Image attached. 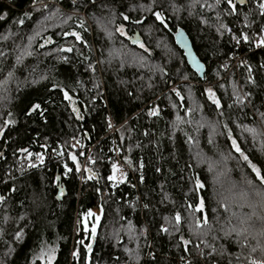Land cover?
I'll return each mask as SVG.
<instances>
[{
	"label": "trees",
	"instance_id": "1",
	"mask_svg": "<svg viewBox=\"0 0 264 264\" xmlns=\"http://www.w3.org/2000/svg\"><path fill=\"white\" fill-rule=\"evenodd\" d=\"M44 2L61 7L64 11L71 10V0H59V3L57 0H44ZM137 2H143V0H111L112 7L117 13L124 12L138 18L137 12L130 11ZM169 2L170 0H158L168 17V29L158 24L153 25V18L148 14H145L148 19L144 26L130 24L126 26L129 35L138 33V38L150 49V56L136 44L130 40H124L118 34L110 42L102 32L97 30L95 23L91 20L87 21L88 32L76 29L75 25L78 21L73 20L59 27H49L42 31L40 36L35 37L29 49L33 53L32 56H24L17 64L16 56L20 55L21 50L28 44L27 36L32 34V26L36 20L40 19V13L34 12L33 19H26L25 24L17 28L14 21L22 17L25 11H31V0H0V14L7 13L6 22L0 21V37L9 32L19 33L17 36H10L8 40L0 39V51L5 53L4 57H0V81L5 80L9 71L13 73L12 78L5 85V92L1 94L4 99L0 100V126L3 125L4 119L9 118V112L12 113L11 119L16 121L0 135V156L4 157L0 159V195L5 196V200L0 202V230H2L0 231V261H4L5 264H30V262L41 264L36 256L40 252V242L43 239L48 246L55 244L57 248V258L53 264H77L70 256L74 247L81 254L79 264H83L84 246H76L75 241L83 239L87 243L90 236L82 231L76 232L77 217L79 213L88 209L94 212L99 211L101 197L96 195L94 188L99 186L104 189L106 181L102 180L97 185L94 180L82 182L76 175H70L67 179L62 176L60 164L68 163L73 168L75 166L66 159L58 161L53 157L52 149L56 148L58 143L67 142L70 146L75 136L83 148L67 147V150L77 155L83 167L87 164V160L85 165L83 164V159L91 151L95 159L103 162L88 166L93 167L94 171H99L102 177L107 175L108 157L113 156L110 149L114 145L121 148L120 157L128 155L133 160L134 167L139 162L144 164L143 169L137 167L135 171L129 170V182L136 187H129L128 184L120 185L118 188L109 189L114 194L112 198H104L106 202L103 204L101 221L97 225L98 235L92 247L93 251L87 253L90 264H134L123 249L137 246L141 251V264H153L147 255L150 250L155 253V264H178L179 255L182 253L172 248L166 235L158 236L157 230L162 223V217L170 215L173 211L172 204L161 203L164 194L166 193L176 201L178 207L183 200V192L187 191L188 171L184 168L187 163L192 162L190 148L192 152H195L196 147L185 143V134L196 137L200 141L199 148L212 161L220 160V153L227 155L230 152V145L226 143L224 137H214L213 145L208 143L210 134L208 127L201 128L199 133L195 132V121L200 120L201 114L209 121L220 119L216 115L215 106L202 95L205 81L213 85L218 99L221 100L225 122L233 131L234 138L253 162L258 163V166L264 164V154L259 151V145L253 147L250 137L247 141L241 139L247 134L236 127L237 123L259 126V120L254 115V111L255 108L264 111V68L260 67L264 64V49L249 50L246 45L237 47L227 35L220 37L213 27H209V24L215 22L216 13L218 11L222 13L226 8L223 0L219 9L201 10L196 7L192 15H189L186 10L189 0H174L180 9L177 14L172 13ZM208 2L213 3L214 0H208ZM251 7H254L251 0H246L245 5H238V11L247 12ZM91 11L90 9L89 12ZM201 19H206L209 23L202 25ZM222 19L229 27L235 25L234 31L241 27L242 20L238 23L236 17L222 16ZM49 23L59 24V21ZM115 23H122L119 16ZM149 26H152L150 34ZM177 27L184 29L195 53L204 63L207 75L203 78L197 77L196 73L189 68L181 50L175 45L173 32ZM68 30L81 31L90 48L77 45L82 53L79 56L75 50L71 53H61L60 55L68 57L69 63L58 61L55 53L46 56L45 53L52 52L57 47L74 43L73 37L62 38L58 35ZM248 31L250 33L252 29ZM46 38L51 39L52 43L46 44ZM122 44L124 46L122 51L127 53L124 57L126 61H131L133 54L143 55L149 65L163 67L168 74L167 77L159 72L153 74L148 69L138 68L134 63L130 67L126 64L121 69L119 59H113L111 65L107 62L104 65L96 63L100 59L107 60L108 51L112 48L121 49ZM241 53L244 54L243 59L252 67L253 79L259 87L248 85L246 83L247 67L238 66L229 72L222 70V79L219 82L224 83L225 88H219L212 70L217 68L218 64L225 62L228 54ZM84 56H88L96 66L95 74L87 68L88 61L83 59ZM178 69L181 70L180 74L177 72ZM182 74H187L189 80H181ZM41 75L46 76V79L39 80ZM150 76L151 80H149ZM33 80L39 82L33 83ZM77 80L80 81V85H77ZM168 81L172 83L169 84ZM94 82L99 85V88L94 87ZM53 83L64 86L69 91L75 102L74 106L84 116L83 120H77L72 108L68 106L69 102L63 99L59 89L52 88ZM149 83L153 85L152 88L148 87ZM189 83L193 86L192 95L195 104L202 106V112H193L190 117H185V119H192L191 126L182 124L174 130L172 121L175 116H183L188 107L187 85ZM232 84L240 87L242 91H251L252 104L245 105L241 110V107L233 101ZM173 86L185 96L184 100H176L174 93L168 92V88ZM128 92L132 95L129 96ZM161 93H165L168 98L157 101L156 98L161 96ZM93 96L96 97L94 101L91 100ZM170 101L178 106L184 104L185 107L173 109ZM33 103L40 104L41 109L25 115ZM154 104L158 105L160 116L148 118L145 115L147 107ZM229 104L233 107L229 108ZM110 120L119 131L115 129L114 132H110L107 127ZM121 125L124 127L122 128ZM44 143H47V148L42 149L40 145ZM20 148L44 153L45 166L29 169L28 161L24 159L26 154L19 152ZM79 152H83L84 155H78ZM28 159L35 162L34 157ZM157 167L162 169L160 173L155 171ZM220 167L228 171L221 177V183L215 185L212 183L215 172H209L207 164L200 165L195 170V174L208 186L207 190L203 191V195L209 201L210 216L211 208L216 206L213 198L214 191H225L229 182H239L242 176L253 178L250 169H247L235 153H232L231 158ZM21 168L25 169L23 173L19 171ZM140 174L145 177L143 184L139 181ZM58 175L61 176L60 183L65 187V193L60 200L55 199L58 189L51 183V180ZM41 178H43L42 182ZM13 186L16 191L9 192L8 189ZM225 195L228 193L225 192ZM145 203L149 204L148 210L143 208ZM133 204L135 210L130 207ZM241 211H247V209H241ZM5 216L8 217L7 220ZM21 216L25 218L19 219ZM120 216L125 219L120 220ZM129 221L137 231L142 227L147 228V240L143 237L129 239L126 231ZM21 228L25 229L24 238L16 242L13 240V235ZM116 229H120L119 245H115V241L111 238V233ZM183 231L187 237V229ZM175 242L173 240L172 244ZM149 244L152 246L151 249L147 247ZM9 245L13 250L6 256ZM113 257L119 259L114 261Z\"/></svg>",
	"mask_w": 264,
	"mask_h": 264
},
{
	"label": "snow or ice",
	"instance_id": "2",
	"mask_svg": "<svg viewBox=\"0 0 264 264\" xmlns=\"http://www.w3.org/2000/svg\"><path fill=\"white\" fill-rule=\"evenodd\" d=\"M59 3V0H57ZM252 5L247 12L238 11V5H245L246 0H223V4L226 5L224 11L217 12L214 17V23L209 24V27H213L216 33L220 37L227 35L230 38V41L235 44V46L240 47L241 45L248 46L249 50L251 49H264V0H251ZM32 9L31 11H25L22 17L14 21L17 28L25 24L26 19H33V13H40V19L36 20L35 24L32 26L33 31L31 35L27 36L28 44L24 46L21 50V54L16 56L17 64L20 63L24 56H32V52L29 49L32 46V42L35 37L40 36L41 32L46 30L49 27H59L60 25L67 24L69 21L76 20L78 21L75 25L76 29L82 30L83 32H88L89 28L86 26L87 21L91 20L95 23L96 28L99 32H102L105 37L111 42L116 38V34L119 37H123L124 40H130L132 43L136 44L138 48L142 49L144 53L151 55L150 49L143 43L138 37L134 35H129L126 31L127 25L132 26H144L148 16L153 18V25L158 24L164 29L169 28L167 23L168 17H166L165 12L162 10V6L158 3V0H143V2H137L130 11L137 12L138 18L125 14L124 12L117 13L112 7L111 0H71V10L64 11L61 7L51 6L49 3H45L44 0H31ZM222 5V0H214L213 3H209L208 0H189L187 5V11L189 15L193 14V9L199 7L203 9H219ZM169 7L172 9L173 14L179 13L180 9L177 7L174 0H170ZM92 10L89 12V10ZM83 10L85 15H80L79 13ZM99 13V14H98ZM145 14H148L146 16ZM7 13L0 14V21L6 22ZM117 16L121 19L122 23L116 24L115 21ZM223 17H236L237 22L239 23L242 20L240 29L234 31L235 25L229 27V25L222 19ZM53 21H59V24L49 23ZM200 23L208 24L209 22L206 19H201ZM255 26V27H254ZM248 29H252L249 33ZM152 31V26H149L148 33ZM19 33L9 32L7 35L0 37V39L8 40L10 36H17ZM62 38L63 37H73L74 43L68 46L57 47L52 50V52L45 53L46 56L56 54L58 61L63 63H69L67 56L60 55L61 53H71L74 50L77 55H82L77 45H83L84 48H90L87 41L81 34V31L78 30H68L58 33ZM183 34L177 28V38L182 39ZM22 39V37H21ZM46 44H51L52 40L46 38ZM159 45V41L157 42ZM17 47H20L17 45ZM43 47V45H41ZM123 44L121 49L112 48L108 51V58L100 59L96 63L98 65H104L106 62L111 65L113 59L120 60V68L123 69L126 64L127 66H132L133 63L141 69H148L150 72L155 74L159 72L162 76L167 77V73L163 67L159 65H149L146 58L141 56H136L133 54L131 61H126L124 57L127 56V53L122 51ZM103 51V49H102ZM189 58L196 70V73L203 76H206L205 67L202 63L192 57L191 53H188ZM5 53L0 51V57H4ZM234 54H228L225 62L218 64L217 68L212 70V75L217 79V86L221 89L225 88V84L219 82L222 79L221 72L222 70H227L229 68V62L235 59ZM83 59L88 61L87 68L95 74L96 66L89 60L88 56H84ZM247 67V77L246 83L248 85H253L259 87L256 84V81L253 79V69L247 64V61L241 59L239 65ZM261 68H264V64L260 65ZM35 71V69H34ZM180 74L181 70H177ZM13 73L8 72L5 80L0 81V88L9 82V79L12 78ZM46 79V76L41 75L39 80ZM152 77H149L151 80ZM180 79L183 81H188L189 76L187 74L180 75ZM33 83H38L39 81L33 80ZM77 85H80V81H76ZM121 83H126L121 81ZM168 83H172L168 81ZM231 84V80L229 81ZM199 84V81H197ZM94 87L99 88V85L94 82ZM149 88H152L151 83L148 84ZM192 85L189 83L187 85V98H188V107L183 113V116L176 115L175 119L172 121L173 129L179 128L182 124L192 125V119H185V117H190L193 112H202V106L195 104L192 95ZM53 89H59L63 95V99L68 101V106L72 108V112L76 115L77 120H83L84 116L80 114L77 108L74 106L75 102L72 96L69 94V91L66 90L64 86L58 85L56 83L52 84ZM91 91V89H89ZM169 93H174L176 100H184L185 96L175 87L168 88ZM129 96L132 95L131 92L127 93ZM202 95L207 98L212 105L215 106L216 115L220 117L215 121L207 120L202 114L200 120L195 121L196 127L195 132L199 133L201 128L208 127L210 129L208 143L210 145L214 144V137H224L226 143L230 145V152L225 155L220 153V160L212 161L208 158L203 150L199 148L200 141L192 136L186 135L185 143L190 146H195L196 151L192 152L190 148V160L192 162L185 165L184 170L188 171V183L187 191L183 192V200L180 202L177 207L176 201L172 200L166 193L162 197L161 203H170L173 205V211L170 215H164L162 217V223L157 230V235H166L169 238V243L172 248L176 249L178 252L182 253L179 255L178 264H264V164L255 163L252 159L249 158V155L242 149L237 139L234 138L233 131L229 127V124L225 122L224 119V110L222 102L217 97V93L214 91L213 85L205 81V86L203 87ZM252 92L251 91H242L240 87L235 84H232V98L235 104L243 107L247 104H252ZM162 98H168L165 93H161V96H158L156 99L159 101ZM0 99H3L0 97ZM95 96L91 97V100L94 101ZM173 109L184 108V104L179 106L176 103H171ZM229 108L233 107L232 104L228 105ZM254 107V105H253ZM41 109V105L38 103H33L27 109L25 115H30L35 111ZM41 117L43 118V112L41 111ZM145 115L148 118L159 117L160 110L157 104L147 107ZM254 115L259 120V126H249L248 124H236V127L242 130V133H246L247 136H242L241 139L247 141L250 137L253 141V147L259 145V151L264 154V111L255 108ZM7 119H4L3 125L0 126V135H2L6 128L10 125L16 123L14 119H11L12 113H8ZM235 123V121H233ZM127 123V122H125ZM107 127L113 129L114 126L109 121ZM123 128L124 125H121ZM119 131L118 129H116ZM86 135V134H85ZM147 135V133H145ZM171 139V137H169ZM73 143L68 146L67 142L65 144H57L56 148L52 149V155L58 161L66 159L71 161L75 166L70 167L68 163L60 164L62 168V176L67 179L70 175H76L82 182L86 181H96V184L99 185L101 181H106V187L102 189L97 186L94 188L96 195L101 197V203L99 205V211L94 212L92 209L81 212L78 214L76 222V232H83L85 235L90 236L91 238L97 237V225L101 221V214L103 213V204L106 202L105 197L112 198L114 194L109 191V189L118 188L120 185L128 184L129 187H136L135 184L129 182L128 175L129 170L135 171V168L143 169L144 164L139 162L134 167L133 160L128 156H123V163L121 164L117 158L121 155V148L113 146L110 151L113 153V156L108 157L107 167L108 172L106 176H101L99 171H94L93 167L88 165L95 166L98 162L102 163L103 161H98L95 159L89 152L86 157L87 164L82 168L77 155L73 154L72 151L67 150V147L76 148L77 146L83 148V145L79 143V140L74 136L72 138ZM139 146V145H138ZM42 149L47 148V143L41 144ZM59 149H65L61 151ZM131 149H129L130 151ZM19 152L25 153L24 159L28 161L27 167L29 169H36L38 167L43 168L45 166V154L42 152H31L27 148L18 149ZM232 153L237 154L240 161H242L247 169H250L253 178H248L247 176H242L239 182H229L228 187L225 191L217 192L214 191L213 198L215 199V207L211 208V216L209 215V201L203 195V191L207 190V185L202 182L201 178L195 174V170L200 165L207 164V169L209 172H215L213 176L212 183L218 184L221 183V177H223L228 171L226 168H221L220 166L224 164L229 158H231ZM78 155L83 156V152H79ZM29 157H34L35 162L29 160ZM0 159H4L3 156H0ZM182 170V171H184ZM21 173L25 169H19ZM157 173H160L162 169L157 167L155 169ZM183 175L181 179L183 180ZM15 179V177H13ZM61 176L58 175L51 180V183L55 185V188L58 189V194L55 199L60 200L65 193V187L60 183ZM145 177L143 174H140L139 181L141 184L144 183ZM43 178H41V182ZM162 187V186H161ZM9 192H15L16 188L13 186L8 189ZM225 192L228 195H225ZM216 197H219L218 199ZM5 200V196L0 195V202ZM118 202V201H117ZM23 206V205H22ZM130 207L135 210V205H130ZM145 210L149 209V204L145 203L143 205ZM235 209V210H233ZM241 209H247V211H241ZM222 213L224 215H222ZM25 217L21 216L19 219L23 220ZM8 217L5 216V220ZM123 216H120V220H124ZM184 229H187V237L184 235ZM2 231V230H0ZM127 234L129 239H139L143 237L147 240V228H140L138 231L135 230L132 226V222L129 221L127 228ZM120 229H116L111 233V238L115 241V245L120 244ZM25 235V229L21 228L15 231L13 235V240L20 242ZM210 237V239H209ZM176 242L172 244V241ZM40 252L36 256V259L41 261V264H53V261L56 260L57 248L55 244L48 246L47 243L41 239ZM75 245H83L85 254L83 256V264H90L89 256L87 253L93 251L91 245V239L86 243L85 240L79 239L75 241ZM114 245V246H115ZM151 249V245H147ZM233 249H236L233 251ZM12 246H8V252L5 255H9L12 251ZM124 253L128 255L129 260L134 262V264H141L142 256L139 246L136 248L124 247ZM80 252L74 247V250L71 251L70 256L73 261L79 264ZM149 260L155 264L156 256L153 251L148 252ZM118 257H113V260H118ZM0 264H5L4 261H0ZM31 264V262H30Z\"/></svg>",
	"mask_w": 264,
	"mask_h": 264
},
{
	"label": "water",
	"instance_id": "3",
	"mask_svg": "<svg viewBox=\"0 0 264 264\" xmlns=\"http://www.w3.org/2000/svg\"><path fill=\"white\" fill-rule=\"evenodd\" d=\"M177 28H179L180 32L183 34L182 39L177 38ZM177 28L173 32L174 43L177 46V48L181 50L189 68L196 73V70H195V68L191 62V59L189 58L188 53H191L192 57H194L196 60H198L203 65H204V63L202 62V60H200V58L195 53L194 48L192 46V42H191L190 38L188 37L187 33L184 31V29H182L181 27H177ZM134 36L138 37V33L135 32ZM204 67H205V65H204ZM196 75H197V77L202 78L201 75H199L197 73H196ZM90 239H91V245L93 247L96 237L95 238L90 237Z\"/></svg>",
	"mask_w": 264,
	"mask_h": 264
},
{
	"label": "built area",
	"instance_id": "4",
	"mask_svg": "<svg viewBox=\"0 0 264 264\" xmlns=\"http://www.w3.org/2000/svg\"><path fill=\"white\" fill-rule=\"evenodd\" d=\"M82 15H84V13H82ZM234 55L236 58L229 62V68L226 70L227 72L237 68L238 67L237 65H239L240 60L243 59V57H244V54H242V53L241 54H234ZM111 123L113 124V126H115L113 121ZM110 132H114V128L110 129Z\"/></svg>",
	"mask_w": 264,
	"mask_h": 264
},
{
	"label": "rangeland",
	"instance_id": "5",
	"mask_svg": "<svg viewBox=\"0 0 264 264\" xmlns=\"http://www.w3.org/2000/svg\"><path fill=\"white\" fill-rule=\"evenodd\" d=\"M82 13H83V11H82ZM82 13L80 12V15H82ZM5 90H6V87L4 86V88H0V96L3 98V96L1 95V94H3V92H5ZM4 99V98H3ZM1 100V99H0ZM78 147V146H77ZM89 151H90V149H89ZM86 157H87V155L85 156V158L83 159V164L85 163V160H86ZM118 161L122 164L123 163V158L122 157H119L118 158ZM85 165V164H84ZM82 167H83V165H81ZM97 211V210H96Z\"/></svg>",
	"mask_w": 264,
	"mask_h": 264
},
{
	"label": "bare ground",
	"instance_id": "6",
	"mask_svg": "<svg viewBox=\"0 0 264 264\" xmlns=\"http://www.w3.org/2000/svg\"><path fill=\"white\" fill-rule=\"evenodd\" d=\"M111 121V120H110ZM112 122V121H111ZM115 129H116V126H114V131H115Z\"/></svg>",
	"mask_w": 264,
	"mask_h": 264
}]
</instances>
